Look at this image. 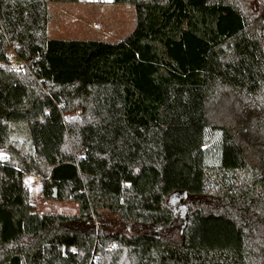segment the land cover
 I'll use <instances>...</instances> for the list:
<instances>
[{
    "label": "trees",
    "instance_id": "obj_1",
    "mask_svg": "<svg viewBox=\"0 0 264 264\" xmlns=\"http://www.w3.org/2000/svg\"><path fill=\"white\" fill-rule=\"evenodd\" d=\"M78 2L0 0V264H264V0H113L129 36L50 39Z\"/></svg>",
    "mask_w": 264,
    "mask_h": 264
},
{
    "label": "rangeland",
    "instance_id": "obj_2",
    "mask_svg": "<svg viewBox=\"0 0 264 264\" xmlns=\"http://www.w3.org/2000/svg\"><path fill=\"white\" fill-rule=\"evenodd\" d=\"M99 1L79 0L76 4L54 5L51 7L49 38L117 41L129 36L133 32L136 24L135 9L130 6H116L113 2L111 4H109L110 2L101 4L98 3ZM96 6L104 7V9L100 10ZM113 6H116V10L112 8ZM218 141L219 136L215 135L210 138V142L208 143V147L211 149L209 161L212 163L217 162ZM25 183L33 198L34 209L38 213H57L63 215H76L78 213L79 207L74 202H63L58 199H43L40 192L41 183L39 179L33 176H26ZM172 202L178 216L180 218L184 216L181 210L184 208L182 199L178 197L177 200L175 199Z\"/></svg>",
    "mask_w": 264,
    "mask_h": 264
},
{
    "label": "built area",
    "instance_id": "obj_3",
    "mask_svg": "<svg viewBox=\"0 0 264 264\" xmlns=\"http://www.w3.org/2000/svg\"><path fill=\"white\" fill-rule=\"evenodd\" d=\"M8 55L10 61V69L12 71H22L25 69L26 63L17 54L16 47L11 46Z\"/></svg>",
    "mask_w": 264,
    "mask_h": 264
},
{
    "label": "crops",
    "instance_id": "obj_4",
    "mask_svg": "<svg viewBox=\"0 0 264 264\" xmlns=\"http://www.w3.org/2000/svg\"><path fill=\"white\" fill-rule=\"evenodd\" d=\"M94 2H95V1H94ZM105 2H106V3H107V2H108V3L110 2L109 4H111V2H113V1H112V0H111V1H110V0H109V1H103V0H100L98 3L103 4V3H105ZM116 6H117V5H116ZM116 6H113L112 8L115 9ZM52 7H53V6H52ZM96 7H98V6H96ZM121 7H122V6H121ZM121 7H120V8H121ZM98 8H99L100 10H101V9H104V7H98ZM114 9H113V10H114ZM117 9H118V8H117ZM115 10H116V9H115ZM121 10H125V9H121ZM2 155H3V154H2L1 151H0V158L2 157Z\"/></svg>",
    "mask_w": 264,
    "mask_h": 264
},
{
    "label": "water",
    "instance_id": "obj_5",
    "mask_svg": "<svg viewBox=\"0 0 264 264\" xmlns=\"http://www.w3.org/2000/svg\"><path fill=\"white\" fill-rule=\"evenodd\" d=\"M54 199H57V190L54 188V195H53Z\"/></svg>",
    "mask_w": 264,
    "mask_h": 264
}]
</instances>
